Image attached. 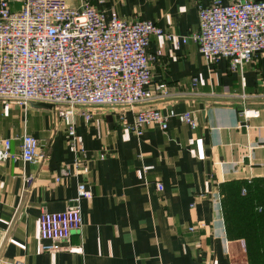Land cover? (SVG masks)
<instances>
[{
	"label": "crops",
	"instance_id": "obj_1",
	"mask_svg": "<svg viewBox=\"0 0 264 264\" xmlns=\"http://www.w3.org/2000/svg\"><path fill=\"white\" fill-rule=\"evenodd\" d=\"M212 1L66 3L75 9L89 3L106 16L139 18L187 36L198 31L199 7ZM158 50L163 56L151 64V81L165 84L168 96L150 104L163 114L191 113L194 130L171 118L166 130L153 125L136 136L118 123L120 117L132 120L129 111L94 109L89 123L74 119L84 148V154L74 155L56 118L54 130L37 105L22 109L0 101V141L11 139L18 153L17 138L29 134L47 157L40 165L20 160L0 165V264L13 259L24 264H248L244 240L232 234L224 183L264 178V53L241 71H231L225 59L207 65L192 42L176 50L171 42L151 37L148 52ZM249 110L258 116L244 117ZM102 153L105 158L99 160ZM77 160L85 166L56 182L61 168H73ZM158 180L162 191L154 186ZM79 184L92 193L80 200L81 231L72 235L70 250L41 252L39 213L63 210Z\"/></svg>",
	"mask_w": 264,
	"mask_h": 264
},
{
	"label": "built area",
	"instance_id": "obj_2",
	"mask_svg": "<svg viewBox=\"0 0 264 264\" xmlns=\"http://www.w3.org/2000/svg\"><path fill=\"white\" fill-rule=\"evenodd\" d=\"M198 20L196 33L180 36L139 18L124 20L114 12L106 16L89 3L75 9L66 0H0V101L22 109L38 104L56 107L65 127L67 149L74 155L84 154L74 119L89 123L94 109L129 111L132 120L120 117L118 123L136 136L153 125L166 130L171 118L194 130L197 124L191 113L178 115L169 110L163 114L150 104L168 96L165 84L152 85L151 64L163 53L148 52L151 37L171 42L176 50L192 42L207 65L225 59L231 71H241L264 53V0L230 4L213 0L208 7H199ZM196 83L193 80L192 86ZM243 115L257 117L258 112L249 110ZM17 140L18 153L12 151L11 139L0 141V165L17 160L25 164L45 162L47 157L33 136L24 133ZM104 158V153L99 155V160ZM73 165L61 168L55 181L75 175L85 163L77 160ZM31 178L29 175L25 182ZM154 186L158 191L164 189L159 180ZM91 196L79 184L77 196L63 210H41V252L70 250L71 237L83 224L80 200ZM2 264L24 263L13 259Z\"/></svg>",
	"mask_w": 264,
	"mask_h": 264
},
{
	"label": "trees",
	"instance_id": "obj_3",
	"mask_svg": "<svg viewBox=\"0 0 264 264\" xmlns=\"http://www.w3.org/2000/svg\"><path fill=\"white\" fill-rule=\"evenodd\" d=\"M232 234L244 240L248 264H264V178L224 183Z\"/></svg>",
	"mask_w": 264,
	"mask_h": 264
},
{
	"label": "rangeland",
	"instance_id": "obj_4",
	"mask_svg": "<svg viewBox=\"0 0 264 264\" xmlns=\"http://www.w3.org/2000/svg\"><path fill=\"white\" fill-rule=\"evenodd\" d=\"M18 7V6H17ZM41 110V112H44L43 113V116H47L48 118H49V120L51 121V124H55V122L56 121H59L58 122V125L60 124H62L61 122H60V120H59V118H58V116H57V108L56 107H53V108H51V109H44V108H42V109H40ZM75 112L76 113H79L80 112V109L79 108H76L75 109ZM54 118H56V120H55V122L53 121V119ZM53 127V126H52ZM64 127V126H63ZM65 128V127H64ZM53 129L54 130H57V125H54V127H53ZM225 200H226V202H227V197L225 196ZM227 207H228V205H227Z\"/></svg>",
	"mask_w": 264,
	"mask_h": 264
},
{
	"label": "water",
	"instance_id": "obj_5",
	"mask_svg": "<svg viewBox=\"0 0 264 264\" xmlns=\"http://www.w3.org/2000/svg\"><path fill=\"white\" fill-rule=\"evenodd\" d=\"M37 107L46 108V109H51L52 108L50 105H47V104H38Z\"/></svg>",
	"mask_w": 264,
	"mask_h": 264
}]
</instances>
